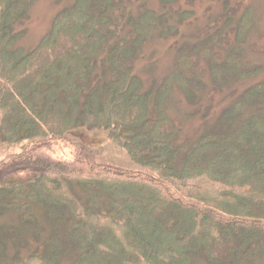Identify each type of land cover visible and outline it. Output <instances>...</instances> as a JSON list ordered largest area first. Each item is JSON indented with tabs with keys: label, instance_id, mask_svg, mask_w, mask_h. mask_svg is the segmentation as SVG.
<instances>
[{
	"label": "trees",
	"instance_id": "trees-1",
	"mask_svg": "<svg viewBox=\"0 0 264 264\" xmlns=\"http://www.w3.org/2000/svg\"><path fill=\"white\" fill-rule=\"evenodd\" d=\"M194 1L74 0L26 52L37 0H0V143L19 150L0 161V264H264V81L193 140L168 113L205 76L212 93L264 72L244 56L251 8L225 0L160 82L134 70Z\"/></svg>",
	"mask_w": 264,
	"mask_h": 264
},
{
	"label": "rangeland",
	"instance_id": "rangeland-1",
	"mask_svg": "<svg viewBox=\"0 0 264 264\" xmlns=\"http://www.w3.org/2000/svg\"><path fill=\"white\" fill-rule=\"evenodd\" d=\"M74 0H37L28 12L27 19L21 29H25V37L19 42V46L26 52L32 50L38 41L48 31L55 15L64 8L69 7ZM129 0H124L125 3ZM132 5L157 6V0H130ZM225 0H195L191 9L195 13L191 20L180 28V36L170 40H162L153 37L147 43L142 58L134 64L135 73L142 79L144 86L148 87L154 82L158 83L162 78L172 71L176 49L184 42H189L190 36H195L199 30L209 25L219 15ZM251 8L252 28L243 47L245 60L248 64L261 66L264 69V0H228V11ZM185 35V40L182 39ZM197 74L202 75L200 69ZM205 89L200 100L194 105H188L184 99L175 94L169 101L168 113L182 129L184 138L193 140L211 128L220 115L223 107L245 87L255 82L264 81V72L258 77L238 84L224 87L222 92L210 91V81L205 76ZM92 133L89 135L91 136ZM55 157L70 158L73 149L70 145L54 142ZM52 147V148H53ZM19 150L3 146L0 143V161L9 154H15Z\"/></svg>",
	"mask_w": 264,
	"mask_h": 264
}]
</instances>
